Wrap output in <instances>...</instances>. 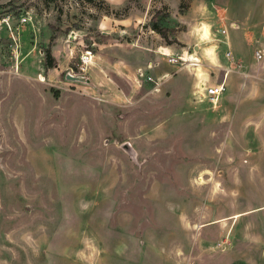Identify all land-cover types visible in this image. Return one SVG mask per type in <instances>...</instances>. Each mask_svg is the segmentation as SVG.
<instances>
[{
	"label": "rangeland",
	"instance_id": "obj_1",
	"mask_svg": "<svg viewBox=\"0 0 264 264\" xmlns=\"http://www.w3.org/2000/svg\"><path fill=\"white\" fill-rule=\"evenodd\" d=\"M212 1L0 0V264H264V29Z\"/></svg>",
	"mask_w": 264,
	"mask_h": 264
},
{
	"label": "built area",
	"instance_id": "obj_2",
	"mask_svg": "<svg viewBox=\"0 0 264 264\" xmlns=\"http://www.w3.org/2000/svg\"><path fill=\"white\" fill-rule=\"evenodd\" d=\"M17 22L19 24L23 23V22H26V17L25 16H22V17H19V19L17 20ZM5 27L6 30H8L10 32V35H11V38L13 40H15V37H14V32L12 30L13 26L12 24H10L9 22V16L8 15H5V14H0V29ZM262 29H264V22L262 24ZM222 34H225V29H221L220 31ZM162 55H164L166 57V61L169 63V64H176L178 63L179 61L182 63V64H185L187 66L191 65V66H198V63L197 61H187L186 60V56H185V53H182V54H171L170 52H167V51H162L161 52ZM225 57L228 58V59H232L233 58V55L231 53L230 50H227L225 51L224 53ZM264 56V54L259 51V50H255L254 51V57L257 59V60H260L262 59V57ZM92 57H93V54L92 52L90 51V49H86L81 55H80V62H82V65L80 66V70H81V73L84 72L85 70V64H90L91 63V60H92ZM198 59V57H196ZM200 60V59H198ZM229 69H226V72H224V79L222 81H219V82H215L213 84H205L203 82H201V85L199 86V94L202 95V96H205V97H209L210 101L212 103H216V101L218 100V98L220 97V95L225 91V83H224V80H225V77L228 73ZM72 75H75V73H70ZM148 80H153L152 77H147Z\"/></svg>",
	"mask_w": 264,
	"mask_h": 264
},
{
	"label": "crops",
	"instance_id": "obj_3",
	"mask_svg": "<svg viewBox=\"0 0 264 264\" xmlns=\"http://www.w3.org/2000/svg\"><path fill=\"white\" fill-rule=\"evenodd\" d=\"M233 0H213L212 1V6L215 8V14H216V16H219L220 17V20H217V21H219V22H221V23H224L226 20H229V24H230V26H232V27H234V28H237V29H240L241 30V32L243 33V36L244 37H251L252 36V34L253 33H251L252 32V30L255 28V26L257 25H261V28H262V24H263V22H264V16H262V17H259L258 18V20L257 21H244L242 24H241V26H239V22L238 21H236V20H234L233 18H230L229 19V17L228 16H230V13H229V4L232 2ZM259 1V0H258ZM262 1H264V0H262ZM257 9L256 10H254L255 11V13H256V15L258 16V8L259 9H261V12L263 11V14L262 15H264V4L263 5H261V6H257L256 7ZM220 23V24H221ZM223 29V28H222ZM221 31V30H220ZM220 34H222L221 32H220ZM224 35H226V30H225V34ZM221 41H222V43L226 46V49L225 50H230V48H229V41H228V39L226 38L225 40L223 39H220ZM261 43V41L260 40H257V44H259V45H261L260 43ZM261 46H263V45H261ZM202 50H203V53H204V56H206V57H211V54H212V49L211 48H209V47H203L202 48ZM231 51V50H230ZM225 53V52H224ZM191 55L192 56H194V57H196V55L195 54H192L191 53ZM225 56V55H224ZM198 67H193V68H196V70H198L199 69V65H200V60H198ZM118 69V68H117ZM230 72V70L228 71V73ZM228 73H227V75H226V77H228ZM226 77H225V79H226ZM207 79H209L208 78V76L207 77H203V80L201 81V82H203V83H205V84H207ZM218 82V81H217ZM213 83H215V82H212V83H209V84H213ZM225 99H226V95H225ZM225 101V100H224ZM229 101V103H232L233 101L235 102V101H237V97H227V102ZM216 103H217V101H216ZM215 103V104H216ZM228 104V103H227ZM238 217V216H237Z\"/></svg>",
	"mask_w": 264,
	"mask_h": 264
},
{
	"label": "trees",
	"instance_id": "obj_4",
	"mask_svg": "<svg viewBox=\"0 0 264 264\" xmlns=\"http://www.w3.org/2000/svg\"><path fill=\"white\" fill-rule=\"evenodd\" d=\"M151 28L154 31H156L157 33H159L162 37H166L165 31H164L163 27H161L160 25H158L156 23H152ZM46 60H47L46 64L48 66H54L55 61H54V58L52 57L50 51H47V53H46Z\"/></svg>",
	"mask_w": 264,
	"mask_h": 264
},
{
	"label": "water",
	"instance_id": "obj_5",
	"mask_svg": "<svg viewBox=\"0 0 264 264\" xmlns=\"http://www.w3.org/2000/svg\"><path fill=\"white\" fill-rule=\"evenodd\" d=\"M195 49L197 50L198 49V46H195ZM68 79H73L75 81H85L87 82L88 79L83 77V76H74V75H71V74H67L66 76Z\"/></svg>",
	"mask_w": 264,
	"mask_h": 264
},
{
	"label": "bare ground",
	"instance_id": "obj_6",
	"mask_svg": "<svg viewBox=\"0 0 264 264\" xmlns=\"http://www.w3.org/2000/svg\"><path fill=\"white\" fill-rule=\"evenodd\" d=\"M186 60H187V61H197V62H198V59H197L196 57H193V56H188V57L186 58ZM38 79H39L40 81H44V80H45V78H44L43 76H41V75L38 76Z\"/></svg>",
	"mask_w": 264,
	"mask_h": 264
}]
</instances>
